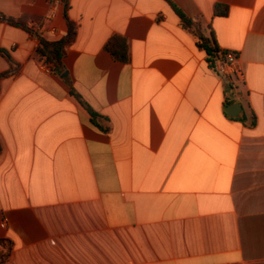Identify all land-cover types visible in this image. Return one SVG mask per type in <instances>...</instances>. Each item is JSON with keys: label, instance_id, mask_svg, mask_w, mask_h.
Masks as SVG:
<instances>
[{"label": "crops", "instance_id": "1", "mask_svg": "<svg viewBox=\"0 0 264 264\" xmlns=\"http://www.w3.org/2000/svg\"><path fill=\"white\" fill-rule=\"evenodd\" d=\"M68 2L60 77L37 49L66 37L64 0H0L33 31L0 22L15 64L0 91L6 264H264V0H171L239 54L242 80L213 70L166 0ZM115 36L127 63L105 48Z\"/></svg>", "mask_w": 264, "mask_h": 264}, {"label": "trees", "instance_id": "2", "mask_svg": "<svg viewBox=\"0 0 264 264\" xmlns=\"http://www.w3.org/2000/svg\"><path fill=\"white\" fill-rule=\"evenodd\" d=\"M168 1L174 11L178 14V16L181 19L182 25L189 31H191L195 36L198 38V46L205 50L208 55V61L210 63V66L213 68V62L220 51V49L217 46V43L215 41L214 36L207 37L204 34H202L200 26L195 23L192 19H190L188 16H186L175 4L171 2V0ZM65 3V16L68 21V33L65 38L58 40V41H48L47 39L43 37H39V46L37 49V53L40 57V59L45 60V62L50 67L52 73L58 76H63L66 72L65 66H64V58L67 54L68 48L75 42L77 35H78V25L71 20L68 19L67 16V10L69 8V2L68 0H64ZM217 13L220 15L226 16L229 12V8L227 6L220 5L217 8ZM4 15H0V22L3 20H6ZM7 21L17 27L24 28L30 33L33 31L30 30L27 26H24L23 24L15 21L12 18L7 19ZM105 48L112 54V56L123 63H127L130 59V51H129V44L126 39L115 36L111 40H109L105 46ZM0 53L3 54L11 63V69L10 72H6L3 74H0V91H1V80L8 75L15 73V64L12 62L10 55L5 51L0 49ZM72 95L78 98V100L82 103V105L89 111L91 115V121L94 124H97L98 119L102 118L100 114L95 112L82 98L81 96L75 91V89H72ZM256 121L252 123L254 125ZM3 152V146L0 141V154ZM1 244H6V240H0ZM10 251V249H9ZM9 251L6 253H2L0 255V264H6L7 256L9 255Z\"/></svg>", "mask_w": 264, "mask_h": 264}, {"label": "built area", "instance_id": "3", "mask_svg": "<svg viewBox=\"0 0 264 264\" xmlns=\"http://www.w3.org/2000/svg\"><path fill=\"white\" fill-rule=\"evenodd\" d=\"M52 5H56L59 0H45ZM45 67L50 70V67L44 62ZM213 70L223 76H236L239 80L243 79V73L239 68V54L233 51L220 50L213 62Z\"/></svg>", "mask_w": 264, "mask_h": 264}, {"label": "water", "instance_id": "4", "mask_svg": "<svg viewBox=\"0 0 264 264\" xmlns=\"http://www.w3.org/2000/svg\"><path fill=\"white\" fill-rule=\"evenodd\" d=\"M65 75H67V73H65ZM241 112V108L240 105L236 104V105H232L228 108V113L233 116L236 117L240 114Z\"/></svg>", "mask_w": 264, "mask_h": 264}]
</instances>
